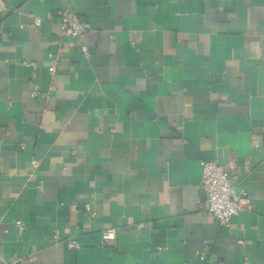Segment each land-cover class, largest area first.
Returning a JSON list of instances; mask_svg holds the SVG:
<instances>
[{
	"label": "crops",
	"instance_id": "0c3cea01",
	"mask_svg": "<svg viewBox=\"0 0 264 264\" xmlns=\"http://www.w3.org/2000/svg\"><path fill=\"white\" fill-rule=\"evenodd\" d=\"M65 8L89 23L83 39L60 34ZM207 161L245 191L230 227L201 209ZM0 251L6 264H263L264 0H5Z\"/></svg>",
	"mask_w": 264,
	"mask_h": 264
},
{
	"label": "built area",
	"instance_id": "2783aa9c",
	"mask_svg": "<svg viewBox=\"0 0 264 264\" xmlns=\"http://www.w3.org/2000/svg\"><path fill=\"white\" fill-rule=\"evenodd\" d=\"M4 7L5 0H0V8ZM59 17V31L61 35H70L74 38L83 39L89 32V23L76 17L70 8L63 9ZM34 24L39 26L41 20L39 18L35 19ZM82 49L85 54L89 53L88 46L82 45ZM50 56L53 59V63L49 66V71L54 74L58 64L62 61L63 55L60 51L55 54L51 53ZM31 65L34 67L36 66L35 63H31ZM37 94V91L32 93L33 96ZM32 165L34 168H37L39 161L33 160ZM201 186L207 193L206 202L201 207L203 212L218 221L222 226L230 227L234 217L238 215L244 207L243 194L245 191L237 189L236 186L232 184L228 171L215 161H207L204 163ZM85 210L90 218H95L98 214L97 210L90 203L85 205ZM16 226L22 231L25 224L22 221H16ZM58 235L59 231H56L55 237L57 238ZM115 236L116 233L113 228L103 230L101 233V238L104 242L113 240ZM241 242L242 241H239V243ZM68 247L70 249H78L80 243L75 239H71L68 241ZM0 264H6L1 251Z\"/></svg>",
	"mask_w": 264,
	"mask_h": 264
}]
</instances>
